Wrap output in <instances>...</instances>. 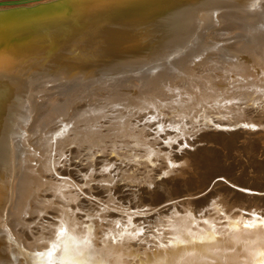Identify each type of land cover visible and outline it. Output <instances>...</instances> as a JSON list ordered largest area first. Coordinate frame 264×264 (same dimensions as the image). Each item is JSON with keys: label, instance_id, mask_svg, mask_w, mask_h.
<instances>
[{"label": "bare ground", "instance_id": "bare-ground-1", "mask_svg": "<svg viewBox=\"0 0 264 264\" xmlns=\"http://www.w3.org/2000/svg\"><path fill=\"white\" fill-rule=\"evenodd\" d=\"M261 1L262 0H71L69 7L73 13L76 12L78 15L76 19L79 20V23L73 22L72 19L70 20L59 14L57 16V13L53 14L51 9H49L50 11L47 10L48 8H43V10L46 11L34 16L28 14L26 10L24 11L23 9H7L31 4H13L8 1L0 3V82L6 79L11 85L13 84L10 88V92L15 96L9 104L6 103L3 105V110H0V264H101V262L102 264H217V262L221 264H252L253 261L264 260V256L259 255V252L264 250V223L261 222L264 220H260V218L257 217L262 214L264 215V196L252 194L251 191H258V189L262 190V187L260 188L259 184L249 182L250 176H254L256 172L263 173V176L256 177L254 180L261 183L264 181V161L261 162V160L258 159L259 156L264 153V148L262 152L258 154L257 159L260 160V162L258 163L259 167L255 168L257 170H253L252 167L250 168V165L246 162L249 159L244 157L246 158V161L244 160L246 163L245 173L243 172L242 179L236 180L235 183L231 180H227V178L231 174L237 173V170L235 171L230 167L222 169L215 165L218 162L217 160L213 161L210 165L209 173H207L208 176L210 179L211 177L214 179L218 176H222L221 178H224L223 183H225V185H231L230 188L232 187L231 189L235 192L234 196L229 197L228 192L230 191L226 188L228 191L227 194L218 195L216 192H212L210 196L204 199L200 198L201 200L199 201H189V208H182L183 210H180V213L178 210H173L169 214L166 213L168 217L160 214L159 216L163 215V226H161L162 233L156 236H154V234V237L150 241L146 239L150 242H148V244L146 242L138 245L129 244V242L140 236L135 235L138 229L136 226H133V220L132 223H129V219H131L133 213H127L130 212L131 207L144 208L145 206H143V204L146 202L144 199V203L140 202L138 206H136V204L132 206L128 205L126 210L121 206L127 202L124 203L122 199L118 200L119 203L117 204L119 206L117 207L124 213L123 215L118 213H114L115 215L107 213L109 208L108 205L102 208L100 205L98 208H89L86 203L87 201L90 203L91 200L89 201L85 198L84 200L86 203L84 205L83 199H78V197L83 194L91 197L93 195L99 196L98 193H91V187L86 184L88 179L85 178V175L88 174L86 171H90V168L94 167V164L91 166V163L94 162V160L91 159L93 152L98 147H102V145H97L95 147L94 144L96 141L94 143L93 138H89V136L91 137V135L94 134V132H92L93 129L104 127L110 124L112 120L119 119L123 115L120 113L119 109L121 106L125 107L127 110L149 107L158 109L164 105V102H161V100L167 99L168 101L169 98H176L175 101L170 102L167 108L178 110L172 112L170 118L172 116L175 117L177 114L180 119L178 118L176 122L180 123V125L177 123V126H175L176 124L168 121L165 126H173L176 127V129L169 130L167 133L160 130L161 127L155 129L157 133H162L159 139H162V137L166 139L168 135L175 134L173 139L175 140L176 137H179L177 136L179 133L183 134L184 137L186 133V129L180 127L182 124H187V121H184L180 117L182 111H184H180L182 107L186 109L188 107H195L197 105L193 102L199 100L203 104H201V107L208 103L209 105L217 103L215 100L217 96L214 95L213 92H209V90L216 91V84L218 83L212 81L208 72L205 73V70L212 68L215 64L211 61L193 64L192 62L190 63V60H187L188 57V59H190L192 56L191 54L194 53L195 50L198 51L205 46V42H209L210 45H215V42L220 39L237 38L235 42L227 45V48L230 49L229 51H232L233 55H238L239 53L250 55L247 60L232 61V54L230 52H227L225 55L219 52H208L215 58L216 64L224 74L226 72L225 68L229 67V73L225 74V80L223 79L222 83H225L228 79L231 80L230 83H251L250 85L236 87V91H227V95H229L228 99L233 100L231 102L232 104L230 103L229 105L236 108L235 100H238L241 104H245L246 101H248L245 97L250 98V95H253V97H251L252 103H255L257 98L262 99L261 101L259 99V102L256 101L258 103L253 106V111L252 108H250L251 111L254 112L253 114H250V109H247L241 111L240 114L238 113L239 118H237L238 114L236 113L233 118L232 115L231 117L228 115L229 117H226L228 119L224 118L227 122L226 127H235V124L238 123L239 130H241V134H238L241 135L239 137L242 138L247 134H250L252 137L253 143L249 144V148H260L264 146V117H259L260 115H264V88H261L264 87V32L256 34L252 28V23L256 20L260 22L261 19L264 18V0ZM235 2L240 4L242 2L245 5L249 4L248 2L254 3L248 6H254L255 3L257 4L260 2L262 8L260 10L246 11L242 7L237 8V6L234 5ZM221 4L224 8L214 15L215 10ZM185 24L191 28L193 27V32L196 31L192 41L197 42L194 44L196 45L195 50L194 47L188 46L184 54H180V56L172 60L171 64H174L175 68L170 70L167 75H170L172 78L180 77L178 80L172 82L169 79H165L167 81L166 83L163 82L156 90L153 89L151 91L157 92H153L149 95L145 92L143 97L138 96L136 98L137 100L131 101H125L124 97H122V99L118 97V100H116L113 98V95L115 94L114 97H117V94L113 91H91L86 94V96H93L94 98L92 100H84L85 98L83 97V101L80 102V104L71 107V100H74V98L77 97L76 95L80 94L90 83L89 81L80 82L81 77H83L81 74L68 77L76 64L88 62L91 57H95L104 52H121L120 54H122L128 51H135L137 48H140V46H143V44L157 41L159 36L167 31V29H173L176 26L182 27ZM218 28H222V32L212 35V32ZM210 34L212 36H210ZM13 38L18 40H10ZM47 50H53L51 53H55L56 56L50 57L45 54V57L33 59L37 54H40V52L45 53ZM206 54H202L201 57ZM72 55V59H67ZM85 56L89 57L88 60L84 59ZM200 60L201 58L198 57L197 60L193 59V62H198ZM185 61H188V66L192 68H203L204 70L202 73L206 75L201 76V73L191 72L185 67ZM252 63L258 65L257 67L260 66L259 68L261 70L254 69ZM199 74L200 77L198 78L197 76H199ZM211 74L213 73L211 72ZM167 75L165 74V76ZM232 75L238 76V79H232ZM65 77L68 79L64 80ZM62 78L63 80H60ZM57 79H59V83L62 82V84H60L63 87L62 90L64 88L67 89V86L75 88L73 94L64 91H60L52 97L50 94H46L42 101L37 103L34 100L36 92L45 89L46 86L44 82ZM202 80H205V82H202ZM191 81L197 84V87L194 89H192L195 86L194 84L187 85V82ZM74 82H78L77 87L71 85V83L74 84ZM230 83L225 84L229 86ZM7 85L10 84L7 83ZM128 86L129 85H127V87ZM182 86L184 89L181 92H176L175 87ZM257 87L259 91L253 93ZM96 92L100 93L97 94ZM258 92H260V94H257ZM179 93L186 96L185 99L188 104L185 106L179 104V101L183 100ZM188 94H191L192 97ZM160 95L165 99L161 98L157 101L154 100V98ZM101 96H107L109 100L114 99V105L107 103L109 100H107L106 103H102V101H100ZM198 97L202 98L198 100ZM47 98L62 101L61 109L60 106H53L52 109L55 111L56 116L52 117V122L49 121L48 124L47 122H42L39 118L42 113H44L45 109L48 110L51 108V100H49L48 104L45 106L42 103L45 102ZM73 102L75 103L76 101ZM121 102L123 103L121 104ZM200 103L198 104L199 106ZM222 103H225V99ZM212 108L210 106V111L213 110ZM218 108L219 107L214 108L215 114L221 113L218 112ZM151 112H145L143 116H138V119L135 120L142 121L143 117H145L144 120L148 121L147 126H155L156 123L158 125V121H160L161 118L155 115V113H153V116ZM226 112L228 113V111ZM205 113L206 112H203L202 116ZM256 113L257 116L254 117ZM147 115H149V117ZM153 117H155V119H153ZM197 118H200V116ZM224 119L222 118L223 121ZM233 119L235 122L231 121ZM55 123H58V126L64 129L59 130L60 132H58V134L53 135L58 129V127L53 126ZM217 123L223 124L221 120ZM190 124L197 125L198 122L192 120ZM115 125H117V129L113 131L112 134L117 135L113 137L114 139L112 141H108L109 143L112 142L110 146L108 145L109 143L102 141V148H105V150H100V154L105 155V153L111 152L113 155L118 156L120 155L119 152L124 151L125 153L121 154L122 156L131 155L135 164L143 165L142 168L149 167V170L146 171V175L143 178L142 175L144 174L139 177L136 175L137 178L135 175L133 176L132 173L128 175L127 179L124 180L128 187L135 188L136 185L140 183H142L141 185L143 186H146V184L147 186L151 185L155 179L154 174H150L152 172L159 173L158 178L161 182L159 186H162L164 181H169L174 178L184 179L185 175L193 174L191 162L187 161L188 159L185 160L178 157L181 162L176 165L175 162H171L172 157L169 155L162 156L160 160H163V162L160 170L153 171V168L156 167L154 162L156 159L158 160L159 155L157 152L154 153L150 150L149 147L152 146L150 144H148L150 146L147 145V147L143 149L145 147V142L142 143L141 138L144 137L146 133L141 134V132H139L136 136H133L131 133L127 135L126 139H123L121 137H126L124 136V132L126 131L124 127L125 124L121 121V123ZM130 125L131 124H128L126 128H129ZM81 128L87 133L85 134L86 136L81 135ZM132 128H130V130L128 129V131H131ZM181 128L182 131L180 132ZM84 130L83 133H85ZM71 131H75L72 134L74 138L68 140V133ZM258 132L261 133L257 134ZM204 133L202 137L206 136ZM207 134L209 135V133ZM216 134H214L215 136H211L216 138L218 137ZM219 134H227V138L225 137L226 139H231L232 136L229 129H224ZM119 135H121V137H119ZM62 136L65 138L61 139ZM190 136L192 135H189V137ZM234 136L232 138L237 137ZM182 137H179V139L181 138L184 142L186 138L183 139ZM206 137H204L203 140ZM103 138L104 135L97 138V142L101 141ZM215 138L212 140L214 141ZM87 139L89 142H92L91 144L89 143L90 145L88 141H86ZM206 139H208V137ZM223 140L225 141L224 138ZM66 141L69 142V145H75L77 142H87V145L83 143L85 146L83 148L80 147V149L82 148L81 150L71 149L66 152L61 151L64 153L65 160L62 155V161L52 160L51 154H54V151L58 148L65 149L66 147L63 145V142L65 143ZM59 142H62V144L56 146ZM228 143L230 144V142ZM153 144L155 145V143ZM235 144L236 143H234V145ZM107 145L109 147H107ZM167 145H170V143ZM220 145L221 143L219 144L220 148L218 151L221 153L220 155H223L222 158L220 157L221 162L225 160L228 152L234 160L240 158L241 154L236 151V147L231 149V145L226 146L227 144H224V146L221 145L222 147ZM93 146L95 148H93ZM107 148L108 151L106 152ZM136 148L143 149L142 151L140 150L142 155L137 157L139 151L133 150ZM211 149L212 148L209 150ZM198 150V152H200L201 148ZM210 153H213V150ZM215 153L216 151L214 154ZM245 154L247 153L245 152ZM81 155L85 158L91 155V158L89 159L88 157L87 159L89 160H84L86 163L82 161L84 164H81ZM183 155L185 158V154ZM191 155L192 153L189 154V156ZM215 155H211L212 158L215 157ZM189 156L188 158L190 159ZM75 158H80V162L74 163L73 160ZM104 158L106 159V157ZM104 158L100 156L98 159L103 160ZM90 160L92 162L89 164L88 162ZM197 161L199 160L197 159ZM63 163L64 165L61 166ZM71 164L77 169L73 172L78 173L77 178H79V183L84 184L85 189H81L71 180L73 174L68 170ZM98 164L101 166L100 162ZM89 165L91 167H89ZM103 166L102 164L101 167L103 168ZM127 167L130 168L134 166H130L129 164ZM254 167H256V165ZM80 168H83L84 174L80 172ZM207 169H205V171ZM127 171H130V169L124 172L127 173ZM92 177L96 178L98 175ZM204 179L207 180V178ZM251 181L253 180L251 179ZM219 183L221 182L217 184ZM214 186H216V184H214ZM102 187L105 188L106 186ZM138 187L141 186L139 185ZM164 188L165 186L162 189L163 191L165 190ZM111 189L114 190V186H111ZM140 189L142 190V188ZM110 190L107 188L106 192L103 193L106 194V202H111L113 204L115 200L119 198L114 197L113 192L111 193ZM132 190L133 189H131V191ZM224 190L225 189H222V191ZM155 191L157 192L158 190ZM188 191L189 190H185L183 193H187ZM217 191L221 192L220 188ZM262 191L264 192V189ZM134 192L135 191H133V193ZM164 193H166V191H164ZM240 195L242 198H240ZM170 196L171 195L168 194L165 198H161L163 199L161 201H158V199L156 201L154 199L155 202H152L154 200H151V202L155 203L157 206L163 201L168 200ZM186 202H188V200ZM91 203L94 204L93 202ZM193 203H195V205ZM217 203H220V206L219 204L217 205ZM221 203L224 208L221 206ZM245 203H248V206H246ZM86 205L88 209L84 210L83 214L76 213V211L85 209L83 207H86ZM163 206L159 208H163ZM173 206L176 207L174 204ZM205 207L211 208L220 218H204L205 212L203 213V210ZM247 207L249 208L248 210ZM43 209L45 210L40 212V210ZM97 211L100 213L97 214ZM240 211H246L250 215L243 214ZM102 213L105 214L103 215ZM46 214L49 215L48 217L51 216V218L47 219L46 217L45 219L43 215ZM134 214L137 213L135 212ZM105 217L111 219L122 217L127 220L126 226L121 228V220L116 222V224H108L110 221H103ZM254 217L257 218L256 224L250 228H244V222L248 220L251 221ZM101 218H103V222L100 220ZM222 218H224V222H220ZM35 219L36 222H33ZM205 220L208 221L207 224L204 223ZM156 221L157 219H154L153 222ZM230 221L240 222L238 231L229 227ZM41 223L45 225L42 226ZM63 223L67 226L66 231L71 238L68 236L59 237L62 229L61 225ZM37 224L39 225V229H34ZM97 224L98 226L101 225V227H98ZM105 225L108 228L104 229L103 227H105ZM146 225H149V222ZM174 229H178L181 234L187 238V244L180 241L175 242L180 244V247H173L169 244V239L176 235ZM205 232L213 233L216 236L217 240L214 244L201 245L199 243H192L193 240L199 241ZM73 238L75 240H73ZM84 240L89 242L87 249L79 245V242ZM47 241H52L55 247H48ZM75 241L78 242L77 245L74 244ZM56 246L60 247L57 251ZM46 247H48L49 250L51 249V256L47 255L49 252L39 254L32 253L31 255L26 252V250H47L48 248L46 249Z\"/></svg>", "mask_w": 264, "mask_h": 264}, {"label": "rangeland", "instance_id": "rangeland-1", "mask_svg": "<svg viewBox=\"0 0 264 264\" xmlns=\"http://www.w3.org/2000/svg\"><path fill=\"white\" fill-rule=\"evenodd\" d=\"M205 26V25H204ZM222 28L220 29V28H218L217 30H215V31H213L212 33V35H215V34H219V33H221L222 32ZM240 32H242V31H240ZM211 34H210V36H212ZM207 45H210V43L209 42H205V46H207ZM195 54V52L194 53H192L191 55H194ZM189 58V57H188ZM187 58V60H190V63L192 62L193 64H195V63H199V64H201V63H205L206 61H211L212 63H214L215 64V66H213L212 68H208L207 70H205V73H209L210 74V76H211V79H212V81L213 82H215V83H218V82H220V83H222L223 82V79H224V76H225V74H228L229 72V67H226L225 69V74H224V72H223V74H222V80H218V81H216V77H217V75H214V74H211V72H215V73H217V71H222L221 69H219L220 67H218V65L216 64L217 62L215 61V58L213 57V56H211L210 55V53H207L205 56H203V57H201L200 56V58H201V60L200 61H198V62H193V59H191V57H190V59H188ZM185 64H187L188 63V61L186 62H184ZM196 68V71L194 72V73H201V76H204V75H206L205 73H202V71L204 70L203 68H200V67H195ZM27 74V73H26ZM167 75V74H166ZM168 76V78H169V80H171L172 82H174L175 80H178L180 77H175V78H172L171 76H169V75H167ZM198 78L200 77V74H199V76H197ZM197 77H196V79H197ZM226 78V77H225ZM232 79H238V76H234V75H232V77H231ZM65 79V78H64ZM60 80H63V78L62 79H60ZM168 80V79H167ZM225 80V79H224ZM60 81H59V79H57V80H49V81H46V82H44L45 84V89H42V90H40V91H37L36 92V97H35V99L34 100H37V102H41L42 101V99H43V97L46 95V94H50L51 95V97L53 96V95H56L58 92H74V90H75V88H71V86H67V89L66 88H64L63 90H62V86L60 85V84H62V82L61 83H59ZM167 81H165L164 83H166ZM202 82H205V80H202ZM231 82V80L230 79H228V81L226 80V83H230ZM195 82H187V85L189 84V85H191V84H194ZM177 84V83H176ZM251 83L249 82V83H246V84H244V83H230V85L231 86H226V84H225V86H221V85H218V86H216L217 87V89H215L216 91H210L209 90V92H213V94L214 95H216L217 97L215 98V100H216V102L217 103H215V104H213V105H209V103L208 102H206V103H208V104H206V105H204V106H202L201 107V104H202V102L199 100V99H201L202 97H198V100L199 101H196V102H193V103H195V105H197V106H193V107H188L187 109L185 108V107H182L181 109H180V111H182V110H184V111H182V113H181V115H180V117H181V119H183L184 121H187V122H190V123H192V117H195V116H200V118H198V119H196L197 120V122H198V124L197 125H193V124H190L191 126L189 127V129L187 128L186 129V133L184 134L185 135V137L183 136V134H181V133H179L177 136H179V137H182L183 139H185L184 140V142L182 141V139L180 140L179 139V137H176L175 138V140H173L174 139V137H175V134H170V135H168L167 137H166V139H163V137H162V139L160 138L159 139V136H161V134L162 133H157V131L155 130V129H157L158 127H159V125H155V126H147V123H148V121L147 120H144V118L145 117H143V119H142V121L140 120V121H136L137 119H138V116H143L144 115V113L145 112H148V113H150L151 112V110H152V114L153 113H155V115H159V114H163V115H165V114H168V113H170V112H174V111H176L177 109H172V108H167L168 106H169V104H170V102H172V101H175V99L176 98H174V97H172V98H169L168 99V101H167V99H165V98H163V96L162 95H160V96H158L157 98H154V100H160L161 98H163V99H165V100H161V102H164V105H163V107H160V108H158V109H156L155 107H149V108H144V109H138V108H135V110H134V108L133 109H126L125 107H120L119 109H120V113H122L123 115L119 118V119H117V120H112L111 122H110V124H108V125H106V126H104V127H97L96 129H93V131L92 130H90V131H92V132H94V134L93 135H91V137L89 136V138H93V141H94V143H95V141H96V145L94 144V146L96 147L97 145H102V147H103V144H102V141L103 142H107V143H109L108 141H112L114 138V136L115 135H117V134H112L113 133V131H115L116 129H117V125H115V124H117V123H121V121H123V124H125L124 125V127H125V129H126V131L124 132V136H126V137H121V135H119V137H121V138H127V135H129V134H133V136H136L139 132H141V134L142 133H146V137L144 136V137H142L141 138V142L142 143H144L145 144V147L143 148V149H145L146 147H147V145L148 144H150V145H152V146H150V145H148V146H150L149 148H150V150H152L154 153H158V155H159V158H158V160L156 159V161L154 162V165L156 166L155 168H153V171H158V170H160V168H161V164H162V162H163V160H160L161 158H162V156H164V155H169V156H171L172 158H171V162H175V164L176 165H178L180 162H181V160L180 159H178V157H181L182 159H188L187 161H190L191 162V170H192V172H193V174L192 175H185V178L184 179H177V178H174V179H170L169 181H164L163 182V184L164 183H166V184H162V186H159V184H161V182L159 181V173H157V172H152V173H150V174H154V180H153V182H152V184L151 185H149V186H147V184H146V186L144 187L143 185H141L142 183H140V184H137L136 185V187L135 188H130V187H128V185L124 182V180H126L127 179V177H128V175H130L131 173H132V175L134 176L135 175V177H136V175H137V177H139V176H141L142 174H144V175H142V178L146 175V171L147 170H149V167H146V168H142V166L143 165H137V164H135L134 163V161H133V159H132V156L131 155H121V154H123V153H125L124 151H121V152H119L120 153V155H118V156H115V155H113L111 152H107L108 151V148L106 149V152L107 153H105V155L103 154V155H101L100 154V150L102 151L103 149L105 150V148H102L101 146H100V148L98 147L97 149H95V151L93 152V155L90 157V156H88L89 157V159L91 158L92 160H94V162L93 163H91L92 161L90 160L88 163L90 164L91 163V166L93 165L94 167H92V168H90V171L92 172H90V171H86L88 174H86V172H85V178L86 179H88L87 180V185H89L90 187H91V193L92 194H96V193H98L99 194V196H96V195H93L92 197L91 196H89V195H86V194H83L82 196H80V197H78V199H83V203H84V205H85V203H86V201L84 200L85 198H87L89 201L91 200V202H93L94 204H92L91 202V204L90 203H88V201H87V205L89 206V208L91 207L92 209L93 208H98L99 207V205L101 206V208L103 207V206H106V205H108L109 206V208H108V211H107V213H111V214H113V215H115V214H121V215H123L124 213L123 212H121L119 209H118V207L117 206H119L117 203H119V201L118 200H123V202L125 203V202H127L126 204H124V205H122L121 207L123 208V209H127V206L129 205V206H132V205H135L136 204V206H138L139 204L138 203H140V202H145V204H143V206H145L144 208L143 207H138V208H133V207H131V210H130V212L129 213H127V214H131V213H133V215H132V217H131V219H129L130 221H131V223H132V220H133V226H136L137 227V229L139 230L140 228H143L144 229V231H143V233L142 234H140L139 236L140 237H137V238H135L134 240H132L131 242H129V244L131 243V245L132 244H136V245H138V244H141V243H147L148 244V242L150 241V240H152V238L154 237V236H156L157 234L159 235H161V233H162V231H161V226H163L162 224H163V215L164 216H166V217H168L167 215H166V213L167 214H169L170 212H172L173 210H178L179 211V213L181 212L180 210H183L185 207H187V209L189 208V201H199V200H201L200 198H202V199H204L205 197H207V196H210V193H212V192H216V194H218V195H224V194H227V192L228 191H230V192H228L229 194H228V196L229 197H232V196H234V194H235V192H233V190L230 188V184H226L225 185V183H223L224 182V178H222L221 179V177L220 176H218L217 178L218 179H221L220 181H215L217 178H214V179H212V177H211V179H210V177L208 176V174L207 173H209V168H210V165H211V163L213 162V161H215V160H217L218 162H217V164H215V165H217V166H219V167H221L222 169H226L227 167L229 168H232V169H234L235 171L237 170V173L235 172L234 174H231L228 178H227V180H231L232 182H236V180H240V179H242V177H243V172L246 170L245 168H246V163H245V161H246V158L247 159H249V160H247L246 162L250 165V168L252 167L253 168V170L255 169V168H258L259 167V162H260V160H261V162H263L264 161V153L261 155V156H259V158H258V154L260 153V152H262V149L264 148V146H262V147H260V148H249V144L250 143H253L252 141V137L250 136V134H247V135H245V136H243V137H245V138H241V137H239V136H241V135H238V134H241V130H239L240 128H239V125H238V123L237 124H235L236 126L235 127H233V126H229V127H226L227 126V122H226V120L225 119H228V118H226V117H231V115H232V118L234 117V114L236 113V114H240L241 113V111H243V110H247V109H250V108H252V111H253V106L254 105H256V103H258L259 102V99L260 98H257L256 100H255V103H252V98L251 97H253V95H250L251 97L249 98V97H245V99L246 100H248V101H246V103L245 104H241V102H239L238 100H235V102H236V108H234L233 106H231V105H229L233 100H231V99H228V96L229 95H227V91H236V89L238 88V87H241V86H246V85H250ZM71 85H74V86H76L77 87V85H78V82L76 83V82H74V84H72L71 83ZM195 86L192 88V89H194L195 87H197V84H194ZM73 87V86H72ZM237 87V88H236ZM176 89H181V90H183L184 89V87L182 86V87H175ZM218 88H219V90H218ZM224 88V89H223ZM261 88H264V87H261ZM154 89V88H153ZM223 89V90H222ZM257 91H259V89H258V87H257V89L255 88V90H254V92L253 93H255V92H257ZM153 92H157V91H153ZM153 92H149L147 95H149V94H151V93H153ZM82 92H80V94H81ZM97 94L98 93H100V92H96ZM147 93V92H146ZM252 93V94H253ZM261 93H263V92H261ZM80 94H77L76 96L77 97H75L74 98V100H71L72 101V103H71V107H73V106H77L78 104H80V102H82L83 101V97L85 98L84 100H92L94 97L93 96H86V95H80ZM257 94H260V92H258ZM115 95V94H114ZM113 95V96H114ZM183 96L181 97V95H180V97L183 99L182 100V102H186V103H182V105L183 106H185L186 104H188L187 103V100L185 99L186 98V96L184 95V94H182ZM189 96H191V94H188ZM116 96H118V94L116 95ZM90 97H92V98H90ZM192 97V96H191ZM114 98V97H113ZM117 98V99H116ZM115 99L116 100H118V97H116ZM120 98H122V97H120ZM224 99H225V103L223 104L222 102H224ZM250 99V100H249ZM49 100H51L52 101V103H51V108L50 109H45V111H44V113H42V115L39 117L40 119H41V121L42 122H47V124H48V122L49 121H51L52 122V117H55L56 116V113H55V111L52 109L53 108V106H60V109L62 108V101L61 100H52V99H50V98H47L46 100H45V102H42L43 104H44V106L45 105H47L48 104V101ZM262 99H260V101H261ZM73 101H76L75 103L73 102ZM122 101V100H121ZM253 104H251L250 102ZM256 101H258V102H256ZM200 103V106L198 105L199 103ZM123 102H121V104H122ZM196 103H198V104H196ZM232 104V103H231ZM203 105V104H202ZM209 105V106H208ZM199 106V107H198ZM208 106V107H207ZM210 106H211V108L213 109H211L212 111H210ZM157 107V106H156ZM204 107V108H203ZM206 107V108H205ZM217 108V107H219L218 109V112H221L218 116L216 115V116H214V117H209L210 115V113H214L215 112V110H214V108ZM108 109V108H107ZM192 109V110H191ZM225 110V111H224ZM154 111H156V112H154ZM178 111V110H177ZM206 112L205 114H207V115H203L202 116V114H203V112ZM209 111V112H208ZM226 111H228V114H229V116L228 115H226L227 114V112ZM250 111H251V109H250ZM251 111V113L250 114H253L254 112H252ZM126 112V113H125ZM162 112V113H161ZM168 112V113H167ZM128 113V114H127ZM131 113V114H130ZM178 113V112H177ZM187 114H191V115H187ZM215 114V113H214ZM239 114H238V117L237 118H239ZM128 115V116H127ZM148 117H149V115H147ZM153 116H154V114H153ZM221 116V117H220ZM237 116V115H236ZM257 116V113H256V115L254 116V117H256ZM264 117V115H260L259 117ZM196 117V118H197ZM131 118V119H130ZM159 118V117H158ZM161 119H163L162 117H160ZM179 117L177 116V114L175 115V117L174 116H172L170 119H167V120H165L167 123H168V121L169 122H172V123H174V124H176L175 126H177V123L178 122H176V121H178L177 119H178ZM222 118L224 119V121L222 120ZM136 119V120H135ZM180 119V118H179ZM204 119H206V120H204ZM231 119V118H230ZM98 120H101V119H98ZM133 120H135V121H133ZM144 120V121H143ZM175 120V121H174ZM216 120V121H215ZM219 120H221L222 122H223V124H218L217 122H219ZM130 121H131V123H130ZM194 121V120H193ZM209 122L210 124H207V123H203V122ZM231 121H233V122H235L234 121V119L233 120H231ZM138 122V123H137ZM176 122V123H175ZM216 122V123H215ZM127 123V124H126ZM226 123V124H225ZM112 124H113V126H112ZM128 124H131L130 126H129V128H126V127H128ZM145 124H146V126H145ZM179 125H180V123H178ZM201 124V125H200ZM203 124H204V126H206V124H207V126L209 125V126H212L213 127V129H215V130H217V128H219V127H221L220 129H219V131H215V132H209V131H207V130H205V129H203L202 130V132L200 131L198 134H194L193 135V133H191V131H190V128H194V126H203ZM59 124L58 123H55L53 126L54 127H58V129H57V131L56 132H54L53 133V135H56V134H58V132H60L59 130H61V129H64V128H62V127H60V126H58ZM135 125H136V127H135ZM139 127H138V126ZM143 125V126H142ZM219 125V126H218ZM221 125H223V126H221ZM225 126V127H224ZM133 127V128H132ZM152 127V128H151ZM130 128H132L131 129V131H128V129L130 130ZM82 129V131H81V135L82 136H86L85 134H87L86 132H85V130L83 129V128H81ZM108 129V130H107ZM110 129V130H109ZM224 129H226V130H228L229 129V131H230V134L232 135L231 136V139L230 138H228V139H226L227 138V134L226 135H221V134H219V133H221V131H223ZM83 130H84V132L85 133H83ZM160 130H162L164 133H167V131H169V130H172L171 128H170V126H168L167 127V129H160ZM189 130V131H188ZM137 131V132H136ZM145 131V132H144ZM182 131V128L180 129V132ZM204 131H205V133L207 132V133H209V135L211 134V135H214V134H216V133H218V134H216V136L218 135V137H212L211 135L209 136L207 133L205 134L204 133ZM75 131H71V132H69L68 133V135H69V138H68V140H71V139H73L74 138V136L72 135L73 133H74ZM97 132H99V133H97ZM100 132H101V134H100ZM103 132V133H102ZM149 133V134H148ZM204 133V135H206L207 137H208V139H206L207 137L206 136H204V137H206L204 140H203V138L204 137H202V134ZM237 133V134H236ZM261 132H258L257 134H260ZM34 134H36V133H34ZM100 134V135H99ZM201 134V135H200ZM102 135H104V138L101 140V141H98L97 142V138H100ZM182 135V136H181ZM189 135H192V136H190L189 137ZM237 136V137H235V136ZM222 136V137H221ZM235 137V138H232V137ZM248 136V137H247ZM118 137V138H119ZM152 137V138H151ZM220 137H221V139H220ZM226 137V138H225ZM62 138H65L64 136H62L61 137V139ZM144 138V139H143ZM198 138V139H197ZM213 138H215L214 139V141L212 140ZM223 138L225 139V141L223 140ZM111 139V140H110ZM169 139H171L173 142L172 143H170V145H166L164 142L166 141V140H169ZM194 139V140H193ZM218 139H219V141H218ZM230 139V140H229ZM51 140H53V139H51ZM188 140V141H187ZM216 140V141H215ZM222 140H223V142H222ZM227 140V141H226ZM86 141H88V144L90 143H92L91 141L89 142V140L87 139ZM148 141V142H147ZM182 141V142H181ZM206 141H208V142H206ZM214 142V143H211V142ZM234 141V142H233ZM247 141V142H246ZM147 142V143H146ZM151 142V143H150ZM189 143V144H187V143ZM224 142H226V143H224ZM228 142H230V144L228 143ZM233 142V143H232ZM249 142V143H248ZM69 142L68 141H66L65 143L63 142V145L66 147L65 149H63V148H58L57 150H55L54 151V154H51L52 155V160H65V156H64V153H62L61 151H63V152H66L67 150H74V149H80V147H84L85 145H87V142L86 143H82V142H77V144H75V145H69L68 144ZM76 143V142H75ZM119 143H122V142H119ZM153 143H155V145L153 144ZM159 143V144H158ZM184 143H185V145H187V147H183L184 146ZM198 143V144H197ZM205 143V144H204ZM221 143V145L222 146H224V144L226 145V146H229V145H231V143H232V145H231V149H234L235 147H236V151H238L241 155H240V158H238V159H233L230 155H229V152L226 154L227 155V157L225 158V160L223 161V162H221V158L223 157V155H220L221 153H219V151H218V149L220 148L219 147V144ZM234 143H236L235 145H234ZM239 143V144H238ZM243 143V144H242ZM247 143H248V145H247ZM62 144V142H59V143H57L56 144V146H59V145H61ZM89 144V145H90ZM110 144H112V142H110L108 145L110 146ZM178 144V145H177ZM181 144V145H180ZM183 144V145H182ZM216 146H215V145ZM107 145V147H109ZM173 145V146H172ZM220 145V146H221ZM93 146V148H95ZM166 146V147H165ZM171 146V147H170ZM214 146V147H213ZM221 146V147H222ZM243 146V147H242ZM106 147V146H105ZM207 149H206V148ZM239 147H241V148H239ZM246 147V148H245ZM81 148V149H82ZM102 148V149H101ZM161 148V149H160ZM199 148H201V151L200 152H198L199 150ZM210 148H212L211 150H209ZM215 148V149H214ZM216 148H217V150H216ZM244 148V149H243ZM80 149V150H81ZM143 149H139V148H136V149H133V150H135V151H139L138 153H137V157L138 156H140V155H142V150ZM164 149V150H163ZM239 149V150H238ZM94 150V149H93ZM97 150V151H96ZM141 150V151H140ZM210 152H212V150H213V153H210ZM216 151V155L214 154V152ZM244 150V151H243ZM195 151H196V153H195ZM244 152V153H243ZM245 152L247 153V154H245ZM52 153V152H51ZM96 153V154H95ZM185 154V158H184V155L183 154ZM192 153V157L191 156H189V154H191ZM219 153V154H218ZM58 155H60V156H58ZM64 156V158L62 157V156ZM107 155V156H106ZM187 155V156H186ZM213 155H215V157H213L212 158V156ZM246 155V156H245ZM76 156V155H75ZM82 156V155H81ZM94 156V157H93ZM100 156H103V158L104 157H106V159L104 158L103 160L102 159H98V158H100ZM112 156V157H111ZM188 156L190 157V159L188 158ZM193 156H194V158H193ZM195 156H196V158H195ZM202 156H203V158H202ZM217 156V157H216ZM230 156V157H229ZM87 157V158H88ZM174 157H176V158H174ZM201 157V158H200ZM211 157V158H210ZM221 157V158H220ZM244 157H246V158H244ZM250 157H252V158H250ZM63 158V159H62ZM87 158H85V157H83L82 156V159H81V164H84V163H86V161H88L89 159H87ZM216 158V159H215ZM229 158V159H228ZM260 159V160H258V159ZM76 159V160H75ZM73 161H74V163L76 162H80V158L78 159V158H75ZM197 159L199 160V161H197ZM201 159V160H200ZM253 159V160H252ZM84 160H86V161H84ZM96 160V161H95ZM180 160V161H179ZM205 160H207V161H205ZM245 160V161H244ZM257 160V161H256ZM82 161H84V163H82ZM98 161V162H97ZM108 161V162H107ZM177 161V162H176ZM197 161V162H196ZM238 161V162H237ZM250 161V162H249ZM100 162V164H101V166H102V164L104 165L103 166V168L98 164ZM157 162H158V164H157ZM242 162V163H241ZM244 162V163H243ZM254 162H255V164H254ZM98 164V166H97V164ZM220 163V164H219ZM129 164H130V166H134V167H127V165L129 166ZM226 164V165H225ZM258 164V165H257ZM62 165H64V163L63 164H61V166ZM137 165V166H136ZM193 165V166H192ZM209 165V166H208ZM256 165V167H254ZM90 165H89V167H91ZM105 166H106V168H105ZM205 166H206V168H205ZM208 166V167H207ZM101 167V168H100ZM141 167V168H140ZM93 168H94V170H93ZM100 168V169H99ZM132 168V169H131ZM134 168V169H133ZM140 168V169H139ZM208 168V169H207ZM92 169V170H91ZM99 169V170H98ZM130 169V171H127V173H125L124 171H126V170H129ZM138 169V170H137ZM205 169H207L206 171H205ZM243 171H242V170ZM68 170H69V172L71 173V174H73V176L71 177V180L77 185V186H79L81 189H85V185L84 184H81V183H79V178H77V174L78 173H75V172H73V171H76L77 169L71 164V166H69V168H68ZM96 170H97V172H96ZM132 170V171H131ZM255 170H257V169H255ZM134 171V172H133ZM136 171V172H135ZM143 171H144V173H143ZM80 172L82 173V174H84V172H83V168H80ZM99 173H100V176H99ZM245 173V172H244ZM257 173V172H256ZM254 173V176L252 175V176H250V181L249 180H247V181H249L250 183H253V184H259V187L261 188L262 187V190L264 189V181H262V183L261 182H259V181H257V180H254L256 177L258 178V177H262L263 176V173H261V172H259V173ZM125 176H124V175ZM139 174V175H138ZM157 174V175H156ZM236 174V175H235ZM242 174V175H241ZM96 176V175H98V177H96V178H94V177H92V176ZM194 175V176H193ZM206 175H207V177H206ZM103 176V177H102ZM136 177V178H137ZM241 177V178H240ZM204 178H207V180L206 179H204ZM233 180H232V179ZM178 181H177V180ZM209 179V180H208ZM251 179L253 180V181H251ZM183 180V181H182ZM206 180V181H205ZM175 181V182H174ZM109 182V183H108ZM112 182V183H111ZM119 182V183H118ZM218 182H221V183H219V184H217ZM158 185H157V184ZM172 183V184H171ZM223 183V184H222ZM113 184V185H112ZM122 184V185H121ZM124 184V185H123ZM214 184H216V186H214ZM237 184V183H236ZM261 184V185H260ZM92 185V186H91ZM141 186V187H138V186ZM84 186V187H83ZM102 186H106L109 190L111 189V186H114V190H112L113 189V187H112V189L110 190L111 191V193L113 192V194H114V197H118L119 199H116L115 200V203H111V202H106L107 200V198H105L106 197V194L105 193H103V192H106V190H107V188L105 187H102ZM123 186V187H122ZM125 186V187H124ZM134 186H135V184H134ZM165 186V190L164 191H166V193H164V191L162 190L163 189V187ZM208 186V187H207ZM126 187H128V188H126ZM149 187H150V189H149ZM159 187H161V188H159ZM196 187V188H195ZM221 187H223V188H221ZM225 187V188H224ZM103 188V189H102ZM137 188V189H136ZM140 188H142V190L140 189ZM148 188V189H147ZM220 188V190H221V192L220 191H217L218 189ZM226 188H228L227 190H226ZM131 189H133L132 191H131ZM214 189H216V190H214ZM222 189H225L224 191H222ZM137 190V191H136ZM142 192H141V191ZM155 190H158L157 192L155 191ZM185 190H189L187 193H183V191H185ZM261 189H258V191H256V190H253V191H251V193L252 194H256V195H262V196H264V192L262 191ZM133 191H135L134 193H133ZM174 191V192H173ZM256 193H255V192ZM161 192H162V194H161ZM105 195H103V194ZM141 193V194H140ZM164 193V194H163ZM263 193V194H262ZM91 194V195H92ZM159 196H158V195ZM171 195L170 196V198L168 199V200H166V201H168V202H166V201H163L162 203H164V204H162V205H157L156 206V204L155 203H152V202H155V200L157 201V199H158V201H161V200H163V199H161V198H165L167 195ZM181 194V195H180ZM209 194V195H208ZM132 196V197H131ZM160 196H162V197H160ZM186 197H188V198H186ZM133 198V199H132ZM160 198V199H159ZM240 198H242V196L240 195ZM145 201H144V200ZM155 199V200H154ZM217 199V198H216ZM215 199V200H216ZM46 200V199H45ZM127 200V201H126ZM148 200V201H147ZM151 200H154V201H152L151 202ZM171 200V201H170ZM188 200V202H186V201ZM101 201V202H100ZM182 201V202H181ZM217 201H218V199H217ZM106 204H105V203ZM179 202H180V204H179ZM184 205H183V204ZM186 203V204H185ZM173 204L174 205H176V207H174L173 206ZM194 205H195V203H193ZM219 204V206H220V203H217V205ZM86 205V207H83V208H85V209H82V210H79V211H76V213L77 214H83V212H84V210H87L88 209V206ZM91 205V206H90ZM94 205H96V206H94ZM153 205H154V207H153ZM164 205V206H163ZM178 205V206H177ZM181 205H183V206H181ZM188 205V206H187ZM194 205H193V207H194ZM245 205L246 206H248V203H245ZM93 206V207H92ZM160 206H163V208H159ZM173 206V207H172ZM221 206H222V203H221ZM168 207V208H167ZM223 207V206H222ZM170 208H171V210H170ZM181 208V209H180ZM183 208V209H182ZM207 207H205V209L203 210V213H204V218H209V219H214V218H220V217H218L219 215H217V213H215V212H213L212 211V209L211 208H207ZM224 208V207H223ZM169 209V210H168ZM192 209H194V208H192ZM249 208L247 207V210H248ZM45 209H43V210H40V212H42V211H44ZM206 210H207V212H206ZM146 211V212H145ZM148 211V212H147ZM137 213V214H134V213ZM154 212V213H153ZM158 212V213H157ZM240 212H242L243 214H249V213H247L246 211H240ZM262 212V211H261ZM100 212L99 211H97V214H99ZM115 213V214H114ZM210 213H212V214H210ZM263 213V212H262ZM103 215L105 214V213H102ZM154 216H153V215ZM160 214H163V215H161V216H159ZM158 215V216H157ZM199 215V214H198ZM250 215V214H249ZM49 215H43V217H45V219H46V217H47V219H50L51 218V216L50 217H48ZM151 217H153V218H151ZM258 218H260V220H264V215L262 214V215H259V216H257ZM109 217H105L104 219L103 218H101L100 220L102 221V219H103V221H110L108 224H116V222H118L119 220H121V224H122V227L121 228H124L125 226H126V222H127V220H125V219H123L122 217L120 218V217H116V218H113V219H111V218H109ZM151 218V219H150ZM140 219V220H139ZM153 219V220H152ZM154 219H157V221L156 222H159V223H156V222H153L154 221ZM161 219V220H160ZM99 220V219H98ZM99 220V221H100ZM149 220V221H148ZM160 220V221H159ZM259 220V219H258ZM259 220V221H260ZM102 221V222H103ZM112 221V222H111ZM146 221H148L149 222V225H146V224H148V222H146ZM225 220H224V218H222L221 220H220V222H224ZM249 221V220H248ZM33 222H36V219L33 221ZM152 222V223H151ZM107 224V225H108ZM152 224V225H151ZM41 225L42 226H44L45 224L44 223H41ZM97 226H98V224H97ZM98 227H101V225H99ZM39 229V225L37 224L35 227H34V229ZM104 229H106V228H108L106 225H105V227H103ZM158 229H160V230H158ZM150 233V234H149ZM155 234V235H154ZM154 235V236H153ZM144 236V237H143ZM140 240H139V239ZM142 239H144V240H142ZM149 240V241H147V240ZM138 240V241H137ZM134 241V242H133ZM150 243V242H149ZM134 247H136V246H134ZM129 264H132V263H129Z\"/></svg>", "mask_w": 264, "mask_h": 264}, {"label": "water", "instance_id": "water-1", "mask_svg": "<svg viewBox=\"0 0 264 264\" xmlns=\"http://www.w3.org/2000/svg\"><path fill=\"white\" fill-rule=\"evenodd\" d=\"M9 3L13 4H23L28 3L31 5H23L19 7H11L7 9H23L28 14L32 15H39V13L46 11L43 10V8H48L47 10L51 9L52 13H57L59 15H62L68 19H72L73 22L79 23V20H77V14L76 12H72L70 9V2L71 0H7ZM7 1H0L7 2ZM263 1V0H262ZM261 1V2H262ZM229 3V2H228ZM249 4L245 5L244 3H236L235 6L237 8H244L246 11L250 10H260L261 3L258 2L255 3L254 6H248L253 5L254 3L248 2ZM221 4L217 9L215 10V14L219 13L224 7ZM251 7V8H250ZM253 7V8H252ZM6 9V10H7ZM22 10V11H23ZM50 11V10H49ZM264 19V18H263ZM263 19L259 22L256 20L254 23H252V28L254 29V33L258 34L260 32H264V25H263ZM87 22V21H86ZM74 23V24H76ZM85 29V28H82ZM86 30V29H85ZM193 27H189L188 25L184 26H176L173 29H167L163 34H161L157 41L149 43V44H143V46H140V48H137L135 51H128L125 53L120 54L119 52H104L102 54H98L95 57H91L90 61L88 62H82L80 64H76L74 66V69H72V72L68 75V77H73V75L81 74L83 77H81L80 82L89 81V85L85 87V89L82 91L80 95H86L91 91H113L114 93L118 94L117 97H124L125 101H131V100H137L136 98L138 96H144L145 92L147 94L153 90V88L156 90L160 84L165 82V79H169L165 74H168L170 70L175 68L174 64H171L172 60H174L177 56H180V54H184V52L188 49V46L194 47V50L196 49V45H194L197 41H192L195 37L196 31H192ZM25 37V36H24ZM10 40H15L10 39ZM18 40V39H17ZM15 40V41H17ZM237 38L232 39H220L215 42V45H207L203 46L200 50H195V54L191 56V59L197 60L198 57H200L202 54H206L208 52H219L222 55L227 54V52H230L227 48L228 44H232V42H235ZM181 41V42H177ZM2 45V44H1ZM55 48V47H53ZM52 48V49H53ZM53 50H47L45 53L37 54L33 59H39L41 57L50 56L54 57L56 56L55 53H51ZM55 51V50H54ZM232 61H242L244 59H249L250 55L245 53H239L238 55H233V52H230ZM248 55V56H247ZM89 56V55H88ZM88 56H85L84 59L88 60ZM73 55L71 57H68L67 59H72ZM83 57V56H82ZM83 59V60H84ZM174 63V62H173ZM171 65V66H170ZM173 65V66H172ZM258 65L252 63V67L254 69H259L257 67ZM172 67V68H171ZM185 67L189 69L191 72H195L196 68H192L188 66V64H185ZM213 74L217 75L216 81L222 80V71H217V73L212 72ZM170 76V75H169ZM65 79H68L65 77ZM64 79V80H65ZM8 80H2L0 82V110L2 109L3 105L6 103L9 104L12 99L15 98L13 94L10 92V88L12 87L10 82H7ZM208 81V80H206ZM10 84V85H7ZM226 83V82H225ZM225 83L218 82V85L225 86ZM127 85H129L127 87ZM124 86V87H123ZM126 86V87H125ZM231 86V85H229ZM176 92H181V89H175ZM75 91V90H74ZM73 94L72 92H68ZM181 97L183 96L182 93H179ZM114 97V96H113ZM116 98V97H114ZM117 99V98H116ZM122 99V98H121ZM109 100L107 96H101L100 101L102 103H106V101ZM37 102V100H35ZM114 99H110L107 103L114 105ZM39 103V102H37ZM186 103L179 101V104ZM3 110V109H2ZM172 112L161 115L159 114V117H162L163 119H160L159 127L167 129L166 121L170 118ZM1 114V112H0ZM191 115V114H187ZM209 117H214L219 114L210 113ZM226 115H229L228 113ZM27 119V117H26ZM196 116L192 117V120L197 121ZM206 120V119H204ZM210 124L208 121L203 122ZM157 124V123H156ZM206 124V125H207ZM201 125V124H200ZM194 126V128H190L191 133L198 134L201 130L205 129L209 132H215L219 131L221 127H219L217 130L213 129L212 126ZM190 123L187 122V124H182L184 129H189ZM171 129H176V127L171 126ZM223 130V129H222ZM222 179V178H221ZM221 179H216L215 181H220ZM164 204L160 203L159 205ZM61 233L59 234V237L62 236H69L67 233V226L63 223L61 225ZM245 228V227H244ZM73 240H75L73 238ZM72 242V240H71ZM48 247L54 246V243L52 241H47ZM74 243V242H73ZM78 242L75 241V245H77ZM46 247V249L48 248ZM59 246H56V251L59 249ZM27 254L32 253H43V252H51V249L49 248L47 250H26ZM221 264V263H218Z\"/></svg>", "mask_w": 264, "mask_h": 264}, {"label": "snow or ice", "instance_id": "snow-or-ice-1", "mask_svg": "<svg viewBox=\"0 0 264 264\" xmlns=\"http://www.w3.org/2000/svg\"><path fill=\"white\" fill-rule=\"evenodd\" d=\"M153 119H155V117H153ZM172 142L173 141L171 139H169V140H166L164 143L167 145V144L172 143ZM183 147H187V145H184ZM256 219L257 218L254 217L253 220L244 222V227L250 228V227L254 226L256 224ZM130 222L131 221H129V223ZM261 222L264 223V221H261ZM204 223L207 224L208 221L205 220ZM239 223H240L239 221H235V222L230 221L229 227L232 228L233 230L238 231L239 230ZM174 230L176 231V235L169 239V244L172 245L173 247H180V244L175 243L176 241H180V242H183L184 244H187V242H188L187 238L183 234H181V232L178 229H174ZM143 231H144V229L140 228L138 230V232L135 233V235H140L143 233ZM216 240H217V238L213 233L205 232L204 235L199 239V241L193 240L192 243L193 244L199 243L201 245H203V244H214L216 242ZM79 245L82 248L87 249L89 246V242L87 240L80 241ZM51 254L52 253L49 252L47 255L51 256ZM259 255L264 256V250H261L259 252ZM101 264H102V262H101ZM217 264H218V262H217ZM252 264H264V260H256V261H253Z\"/></svg>", "mask_w": 264, "mask_h": 264}]
</instances>
